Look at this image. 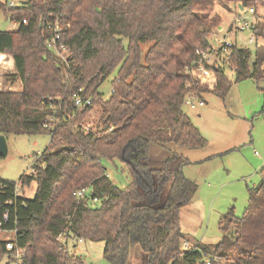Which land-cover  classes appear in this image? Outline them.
<instances>
[{
  "label": "trees",
  "instance_id": "obj_1",
  "mask_svg": "<svg viewBox=\"0 0 264 264\" xmlns=\"http://www.w3.org/2000/svg\"><path fill=\"white\" fill-rule=\"evenodd\" d=\"M256 1L5 3L11 21L19 24L13 30L0 29V53L11 51L21 89L0 90V133H47L54 147L40 153L32 173L20 176L19 193L15 181L0 177V231L15 230L16 245L25 249L19 264H68L76 259L70 250H58L61 232L102 241V254L112 264H127L137 251L145 264H203L205 257L209 264H264V173L249 192L246 213L237 217L232 207L226 211L217 243L197 242L183 249L180 210L196 183L182 172L189 160L174 150L177 145L207 144L182 109L188 91L201 96L184 66L196 57V49L213 45L208 36L217 25L210 15L214 5L233 4L236 9L238 3L245 8ZM62 13L70 23L61 33L68 48L65 61L45 44L47 18ZM254 31L264 36L257 27ZM145 42L149 46L144 53ZM226 67L235 81L263 79L264 46L256 47L253 58L247 48L230 47L226 64L214 68L213 92L221 98L230 88ZM112 72L114 91L103 97L99 85ZM74 92L90 96L92 104L78 107ZM95 104L97 128L87 131L81 122ZM113 159L126 165L129 178L123 187L103 164ZM33 180V197L26 198L24 186ZM82 187H88L87 193L76 198ZM229 224L232 236L225 232ZM4 243L0 239V253L11 260Z\"/></svg>",
  "mask_w": 264,
  "mask_h": 264
},
{
  "label": "rangeland",
  "instance_id": "obj_2",
  "mask_svg": "<svg viewBox=\"0 0 264 264\" xmlns=\"http://www.w3.org/2000/svg\"><path fill=\"white\" fill-rule=\"evenodd\" d=\"M6 2L21 7L25 0H0L4 6L0 7V29L13 30ZM229 5L231 9H235L233 4ZM254 8L252 30L257 27V32L264 33V0H257ZM213 17L217 24L220 23L217 16ZM227 22L225 20L223 23L225 29ZM215 27H212L208 36L215 48L220 46L217 37L224 36L235 41L236 45L249 49L251 58L258 45L264 46V36L255 31L254 35L251 30L233 29L225 35V30H222L217 32L216 37ZM250 36H253L254 43L248 42ZM123 43H126L125 39ZM148 46V42L141 43L144 53ZM228 54L229 51L220 50V57L226 58ZM15 72L11 51L4 52L0 55V83L9 82L11 86L7 89H13L15 82L21 85ZM224 74L230 82L225 98L219 97L213 89L198 82L196 84L201 89L199 94L204 104L197 108L182 106L191 122L207 140V144L201 148L174 146L175 151L189 160L182 167L183 174L196 183V191L181 208L179 218L182 241H187L189 245L197 242L217 243L222 237L220 226L226 211L232 207L234 215L242 217L248 208L249 192L258 185L264 173V78L257 81L251 78L235 81L234 73L227 67ZM114 75V72L110 73L99 85L103 97L109 96L110 80ZM1 89L4 88L0 84ZM98 108V104L93 105L88 114H84V118L97 120ZM6 143L7 153L0 156V177L16 183L23 173L33 172V165L45 148L47 151L54 148L49 143V135L43 132L9 133L6 135ZM103 164L109 177L117 186L123 187L129 178L126 165L118 159H113V163L104 161ZM35 188L36 181L33 180L28 186H24L23 195L26 198L33 197ZM232 230L233 226L229 224L225 232L232 236ZM12 236V232H0V239ZM69 249L77 258L68 264L78 262V258L81 264H112L102 254V241L83 238L82 242H76L71 236ZM0 264L15 262L9 260L6 254L0 253ZM127 264H145L144 256L137 251L129 257Z\"/></svg>",
  "mask_w": 264,
  "mask_h": 264
},
{
  "label": "built area",
  "instance_id": "obj_3",
  "mask_svg": "<svg viewBox=\"0 0 264 264\" xmlns=\"http://www.w3.org/2000/svg\"><path fill=\"white\" fill-rule=\"evenodd\" d=\"M10 6H15L13 3H8ZM237 7L235 12L232 14L231 20L229 25L225 29V35H227L231 30L235 31H245L251 30L252 33L255 35L253 28L254 22V7H242L241 9ZM26 20L22 19V23H25ZM13 27H17L19 22L13 20L11 21ZM47 28H49L50 33L45 38L46 46L54 51L57 56L62 59H67L68 48L66 44L61 40V33L64 29H67L70 25L68 21H66L65 15L62 13L60 15H49V18L46 20ZM210 35V34H209ZM216 37L218 34H215ZM217 40L220 42L219 48H215L213 45H209L204 49H196V57L187 63L184 66V71L192 78L197 81V83H201L209 89H213L216 83V75L214 72V67L217 64L225 65L227 62L228 56L226 58L220 57V49L229 51L230 47L235 44V41L226 38V36L218 38ZM249 43H254L253 36L248 38ZM256 42V41H255ZM191 82L186 81L185 85H189ZM114 91V88L111 86L110 93ZM73 101L75 105L78 107H86L92 104V99L90 96H83L79 92H74ZM204 104V100L199 97L193 91H188L184 97L183 105L188 106L189 108H197ZM52 120V117H49L48 123L46 122L44 125L49 126V121ZM81 126L83 129L87 131H94L97 128L96 120L92 119H85L81 122ZM15 193H19L21 191V187L18 183L15 185ZM88 187H82L75 192L76 198H81L87 193ZM96 200V199H94ZM0 232H12L13 236L11 238L4 239L5 240V249L10 252V256L12 260H14L15 264H19L22 260V255L24 253V248L19 247L16 245L14 240V229L9 230H1ZM70 235L64 232H61L57 235V240L59 242L58 250L60 252L68 251L69 249V239ZM82 238H77L76 242H82ZM190 245L187 241L182 242V248L187 249ZM203 264H209V258L205 257L203 259ZM72 264H81L79 262H73ZM197 264H202L197 262Z\"/></svg>",
  "mask_w": 264,
  "mask_h": 264
},
{
  "label": "crops",
  "instance_id": "obj_4",
  "mask_svg": "<svg viewBox=\"0 0 264 264\" xmlns=\"http://www.w3.org/2000/svg\"><path fill=\"white\" fill-rule=\"evenodd\" d=\"M238 8L241 9L242 7L240 5H238ZM234 12H235V10L234 9H231L230 8V5L224 6V5H220L218 3H216L214 5V8L211 11L210 15H211V17L212 16H217L220 19V23H218L216 25V27H215V32H214L215 34H218L217 33L218 31L220 32L222 30H225V27L223 26V23H224L225 20H228V22L226 24V26H228L229 23H230L232 14ZM2 54L3 53H0V55H2ZM15 83L13 85L14 87H13L12 90H20L21 89V85L19 86V83H16V85H15ZM0 84H1L2 88H4L2 90H6L7 88H10V86H11L10 83L9 82H6V81L5 82H1ZM74 245H75V243H73V246Z\"/></svg>",
  "mask_w": 264,
  "mask_h": 264
},
{
  "label": "water",
  "instance_id": "obj_5",
  "mask_svg": "<svg viewBox=\"0 0 264 264\" xmlns=\"http://www.w3.org/2000/svg\"><path fill=\"white\" fill-rule=\"evenodd\" d=\"M242 7V5H240ZM216 68V67H214ZM7 153L6 136L0 133V156H5Z\"/></svg>",
  "mask_w": 264,
  "mask_h": 264
}]
</instances>
